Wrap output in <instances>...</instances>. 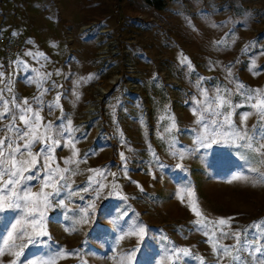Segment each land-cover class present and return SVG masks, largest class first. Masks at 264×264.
<instances>
[{
	"label": "rangeland",
	"instance_id": "374dc122",
	"mask_svg": "<svg viewBox=\"0 0 264 264\" xmlns=\"http://www.w3.org/2000/svg\"><path fill=\"white\" fill-rule=\"evenodd\" d=\"M0 35L22 40L0 64V128L39 112L52 150L27 183L40 192L50 165L69 185L21 261L260 264L264 0H0ZM21 214L0 213V245Z\"/></svg>",
	"mask_w": 264,
	"mask_h": 264
},
{
	"label": "snow or ice",
	"instance_id": "6c2138e0",
	"mask_svg": "<svg viewBox=\"0 0 264 264\" xmlns=\"http://www.w3.org/2000/svg\"><path fill=\"white\" fill-rule=\"evenodd\" d=\"M185 60H187V58H185ZM240 87L244 86L240 85ZM3 103L4 107L0 110V119L7 118L11 111V109L7 107V101ZM24 103L28 104L27 101H24ZM223 103H225V101H221V104ZM253 107H255L260 116L264 118V99L260 100L258 104L253 105ZM21 113L19 120L25 125L24 129L16 127L14 122L15 115L13 116V120L9 121L3 128H0V132L6 133L0 136V213L10 209L21 210L22 213L16 223L12 225L11 230L7 232V239L3 240V244L0 245V255H3L6 250L19 248V251L13 253L15 258L10 264H17L18 261L19 264H27V262L20 260V257L24 255V249L27 248L29 244L40 242L38 237L48 235L43 223L46 217V210L51 206L52 199L59 196L65 188L69 187V185L63 183L65 180L63 175L60 176L59 180L55 179V173L51 170V166L45 165L46 171L42 178L40 192L34 193L31 191V187L27 182L39 177L40 171L37 169V164L41 159H44L46 153L52 150L48 145V141L52 138L47 135V129H49L51 125L45 126L46 131L41 133L39 131L40 125L35 123V121L40 119L39 112H35L32 107L29 106L21 109ZM28 113L32 114L34 120L27 116ZM245 119H247V114L245 115ZM239 138L244 140L246 137L240 136ZM250 139L253 142L247 145L249 149L255 151L264 149V145H260L258 148L254 149V137ZM17 140L24 141V143H15ZM36 143H41L44 147L33 153L32 148ZM54 143L59 144V141H54ZM201 146H203V144ZM25 154H27L28 158L22 159V157H25ZM34 169L37 170L33 175L26 174L33 172ZM63 171L66 172L68 170L64 169ZM261 175L264 176V174ZM232 179L239 180L246 179V177L234 176ZM47 188H51L52 191L45 192L44 190ZM83 190L87 191V189ZM57 203L62 204L63 201H57ZM89 207H93V205H89ZM194 211H196L198 216L201 215L197 209L194 208ZM84 222L87 223V220ZM218 222L220 224L227 223L224 219ZM261 225H264V221H261ZM29 227L31 231L28 230ZM143 231V228H141L140 232L143 233ZM17 241H20V243L17 244ZM221 251L223 253H228L229 249L225 246L222 247ZM179 252H182L185 256L189 255L187 249L175 250L173 255L179 258ZM255 252L258 253L257 259L260 261V264H264V247H257ZM133 257L134 253L130 254L129 259ZM232 260L238 264L241 257L239 255H233ZM31 264H35V262H31ZM42 264H52V262L46 261L42 262Z\"/></svg>",
	"mask_w": 264,
	"mask_h": 264
},
{
	"label": "built area",
	"instance_id": "2783aa9c",
	"mask_svg": "<svg viewBox=\"0 0 264 264\" xmlns=\"http://www.w3.org/2000/svg\"><path fill=\"white\" fill-rule=\"evenodd\" d=\"M22 48L19 35H0V64L5 74L11 72L12 64Z\"/></svg>",
	"mask_w": 264,
	"mask_h": 264
},
{
	"label": "bare ground",
	"instance_id": "6f19581e",
	"mask_svg": "<svg viewBox=\"0 0 264 264\" xmlns=\"http://www.w3.org/2000/svg\"><path fill=\"white\" fill-rule=\"evenodd\" d=\"M92 110H93V108L91 107V108L88 110V112H89V113H91V112H92Z\"/></svg>",
	"mask_w": 264,
	"mask_h": 264
},
{
	"label": "trees",
	"instance_id": "16d2710c",
	"mask_svg": "<svg viewBox=\"0 0 264 264\" xmlns=\"http://www.w3.org/2000/svg\"><path fill=\"white\" fill-rule=\"evenodd\" d=\"M158 4H161V1H157Z\"/></svg>",
	"mask_w": 264,
	"mask_h": 264
}]
</instances>
